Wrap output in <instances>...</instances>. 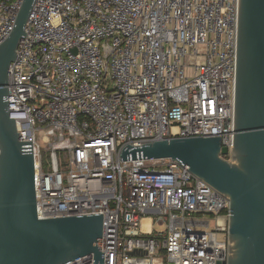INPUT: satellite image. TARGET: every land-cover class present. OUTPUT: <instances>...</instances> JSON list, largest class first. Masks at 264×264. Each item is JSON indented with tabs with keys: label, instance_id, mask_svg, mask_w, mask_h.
Masks as SVG:
<instances>
[{
	"label": "built area",
	"instance_id": "2783aa9c",
	"mask_svg": "<svg viewBox=\"0 0 264 264\" xmlns=\"http://www.w3.org/2000/svg\"><path fill=\"white\" fill-rule=\"evenodd\" d=\"M23 1L0 0V45ZM238 27L239 0H36L8 101L32 141L38 218L102 214L104 264H226L227 199L187 165L121 153L194 136L230 153Z\"/></svg>",
	"mask_w": 264,
	"mask_h": 264
},
{
	"label": "water",
	"instance_id": "95a60500",
	"mask_svg": "<svg viewBox=\"0 0 264 264\" xmlns=\"http://www.w3.org/2000/svg\"><path fill=\"white\" fill-rule=\"evenodd\" d=\"M36 0H24L0 45V264H70L101 253L103 215L39 219L32 141L9 116V70ZM228 155V158L225 156ZM172 160L229 202L226 264H264V0H239L232 149L221 137H175L126 146L121 161ZM146 255L141 251L129 254Z\"/></svg>",
	"mask_w": 264,
	"mask_h": 264
},
{
	"label": "rangeland",
	"instance_id": "374dc122",
	"mask_svg": "<svg viewBox=\"0 0 264 264\" xmlns=\"http://www.w3.org/2000/svg\"><path fill=\"white\" fill-rule=\"evenodd\" d=\"M166 221V220H165ZM166 223V222H165ZM214 228V223H213V221H211L210 222V228L209 229H213ZM154 229H155V231H157V232H159V233H165L166 232V226H165V224L164 225H162V226H159V225H155V227H154ZM203 230H205V229H203ZM167 264V263H166Z\"/></svg>",
	"mask_w": 264,
	"mask_h": 264
},
{
	"label": "bare ground",
	"instance_id": "6f19581e",
	"mask_svg": "<svg viewBox=\"0 0 264 264\" xmlns=\"http://www.w3.org/2000/svg\"><path fill=\"white\" fill-rule=\"evenodd\" d=\"M150 226H151L150 219L146 218L144 220V222H143L144 231H146V232L150 231ZM155 264H160V262L159 261H155Z\"/></svg>",
	"mask_w": 264,
	"mask_h": 264
},
{
	"label": "crops",
	"instance_id": "0c3cea01",
	"mask_svg": "<svg viewBox=\"0 0 264 264\" xmlns=\"http://www.w3.org/2000/svg\"><path fill=\"white\" fill-rule=\"evenodd\" d=\"M148 223V222H147Z\"/></svg>",
	"mask_w": 264,
	"mask_h": 264
}]
</instances>
